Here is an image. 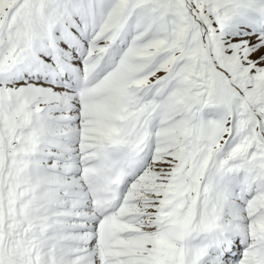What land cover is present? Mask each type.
Returning a JSON list of instances; mask_svg holds the SVG:
<instances>
[{
	"label": "rangeland",
	"instance_id": "1",
	"mask_svg": "<svg viewBox=\"0 0 264 264\" xmlns=\"http://www.w3.org/2000/svg\"><path fill=\"white\" fill-rule=\"evenodd\" d=\"M241 210L264 264V0H0V264H218Z\"/></svg>",
	"mask_w": 264,
	"mask_h": 264
},
{
	"label": "bare ground",
	"instance_id": "2",
	"mask_svg": "<svg viewBox=\"0 0 264 264\" xmlns=\"http://www.w3.org/2000/svg\"><path fill=\"white\" fill-rule=\"evenodd\" d=\"M36 18V15H35ZM65 74L64 77H69V79L67 80H62L61 75H57V76H53L54 80L53 82L57 83L59 82L60 84H62L63 82H65L64 84H69V83H73L72 80H75L76 82L78 81V77L76 74V71L73 68H70L68 66H65ZM64 70V69H63ZM64 73V71H63ZM45 75V74H44ZM67 75V76H65ZM80 78V77H79ZM74 81V82H75ZM75 85V84H74ZM70 86V85H69ZM76 93V92H75ZM71 95V94H70ZM70 114V113H69ZM68 114L65 115V117ZM75 144V143H74ZM78 145V144H77ZM80 150V149H79ZM69 153V152H68ZM63 155V154H62ZM72 157V156H71ZM76 158V157H75ZM64 160V159H63ZM66 160V159H65ZM69 160V159H68ZM80 160V159H79ZM70 161V160H69ZM73 161V160H72ZM76 161V160H75ZM61 162V161H60ZM64 162V161H63ZM65 163V162H64ZM65 169V168H64ZM146 170V169H145ZM141 171V174L144 175L146 171ZM65 173H72L71 171H67ZM73 175V174H72ZM81 175V174H80ZM62 177V176H61ZM74 177V176H73ZM67 178V177H65ZM76 178V177H75ZM83 178V177H82ZM84 179V178H83ZM135 181V180H134ZM85 187V186H84ZM232 190L236 189L235 187L231 188ZM239 189V187H238ZM237 189V190H238ZM234 192L240 193V190L236 191L234 190ZM127 193V192H126ZM118 195V194H117ZM120 195V194H119ZM235 196V195H234ZM86 197V196H85ZM114 197V196H113ZM115 198V197H114ZM118 198V196H117ZM120 198V197H119ZM164 207L162 208L160 219L161 221H163L164 223L168 224V222H170L173 219V216L176 214H173V210L171 209V206H169V203L171 201V196H165L164 197ZM126 199V198H124ZM113 200V198H112ZM119 200V199H118ZM111 202V201H110ZM108 205L105 206V208H103L102 210H100V212L98 213V215H101L102 212H107L109 211L111 206H114L116 203L111 202ZM77 206V205H76ZM85 206V205H84ZM123 206V205H122ZM90 207V206H89ZM253 208V207H252ZM250 208V209H252ZM113 209V207H112ZM111 209V211H113ZM125 210V208H124ZM244 210V209H243ZM98 211V210H97ZM180 210H178L177 212H179ZM77 217H80L81 214H83L81 211H77ZM242 212V210H241ZM91 213V212H90ZM120 213V212H119ZM123 213V212H122ZM121 213V214H122ZM240 213V211L238 212ZM124 214V213H123ZM96 215V214H95ZM109 215V214H108ZM120 215V214H118ZM86 216V214L84 215ZM126 216V215H125ZM125 216H122L125 218ZM239 217H237L238 219H236V222L238 224L241 225V229L240 230H236L235 228H232V231L230 230L229 232L225 231V227L223 226L222 221L220 220V216L216 215V217H214L213 222L209 225V227L207 228L206 232H205V237L208 239L209 243H210V249L208 251H206V258H211L212 260L216 261V263L218 264H242L245 261V258L247 256H251V259L253 260L255 257L252 258V256L255 255L256 250H255V246H261V244H259L261 235L256 234L255 236H253V232L254 229L257 227L256 225V221L257 219H254V221L250 222L248 220L247 217V211H243L241 214H238ZM99 217V216H98ZM119 217V216H118ZM121 217V216H120ZM127 217V216H126ZM244 217V218H242ZM117 218V217H116ZM138 218V217H137ZM246 218V219H245ZM76 219V218H75ZM130 219V217L128 218ZM127 219V221H128ZM136 219V218H135ZM141 219V218H140ZM125 220V219H124ZM75 222V220H74ZM125 223V222H124ZM250 223L252 224V226L250 225ZM72 226V225H71ZM78 228L81 229H88L89 231H94V227L96 226V220H88V221H84L81 222L79 225H77ZM231 229V228H230ZM73 230V229H72ZM94 233V232H93ZM96 233V232H95ZM127 234V233H126ZM130 234V233H129ZM264 234V233H263ZM128 236V235H127ZM94 237V236H93ZM130 237V236H129ZM87 238H91L87 236ZM86 238V239H87ZM85 241V238H84ZM89 242V241H88ZM93 242V241H92ZM87 243V242H86ZM97 243V242H96ZM95 243V244H96ZM90 245V244H89ZM86 248H88V246ZM97 245V244H96ZM95 245V246H96ZM82 246V245H81ZM84 245V248L85 249ZM94 247V242L93 245ZM92 248V247H89ZM264 249V248H263ZM88 250V249H87ZM86 250V251H87ZM85 251V250H84ZM204 251V250H203ZM264 251V250H263ZM240 255H238L237 254ZM204 253V252H203ZM232 255V257H231ZM156 256V255H155ZM239 256V258H238ZM208 258V259H209ZM210 259V260H211ZM248 260V258H247ZM213 262V261H212ZM211 262V263H212ZM213 264V263H212Z\"/></svg>",
	"mask_w": 264,
	"mask_h": 264
}]
</instances>
